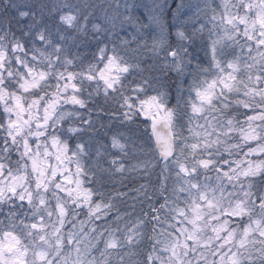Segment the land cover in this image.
Returning <instances> with one entry per match:
<instances>
[{
	"label": "snow or ice",
	"instance_id": "1",
	"mask_svg": "<svg viewBox=\"0 0 264 264\" xmlns=\"http://www.w3.org/2000/svg\"><path fill=\"white\" fill-rule=\"evenodd\" d=\"M185 7L0 0V264H264V157L239 160L264 153V0ZM234 46L246 57L223 59ZM169 74L192 76L187 101L178 84L169 106ZM93 112L121 125L110 146Z\"/></svg>",
	"mask_w": 264,
	"mask_h": 264
},
{
	"label": "rangeland",
	"instance_id": "2",
	"mask_svg": "<svg viewBox=\"0 0 264 264\" xmlns=\"http://www.w3.org/2000/svg\"><path fill=\"white\" fill-rule=\"evenodd\" d=\"M137 2L140 3V4H150V3H151V0H137ZM168 2L171 4L172 0H168ZM198 2H200V3L202 4V3H203V0H195V2H194L193 5L197 4ZM208 3H209V5L215 7L216 5H219V4H220V0H208ZM215 3H216V4H215ZM185 5H186V7L183 9V12H182V14H181V15H182V18L185 17V16H191L192 13L195 11L194 8L189 9V8L187 7V5H191V4L185 3ZM173 8H175V6H173ZM140 9H142L143 12H144V9H143V8H140ZM209 15H210V13H209ZM167 19L171 20V12H170V11H169L168 14H167ZM208 27L211 28V25H209ZM204 39H205V40L208 39V42H209V44L211 45V40H212V39H216V36L213 35V36L211 37V39H210V38H209V33H208V31L205 30V32L203 33V38H202V39H197V40L195 41V43H194V45H193V47H192V49H191V52L193 53V59H194V61H198V60H197V58H196V55H197V54L193 51V49H195L197 46H198V47H197L196 49H200V48L202 47V46H201V44H202V41H201V40H204ZM226 42H228V41H225L224 43H226ZM196 49H195V50H196ZM210 50H211V47H210ZM95 51H96V48H94L93 52H95ZM93 52H92V55H93ZM210 54H211V51L209 52V55H210ZM240 54H241V51H240V48L238 47V48H237V55H236V56H241V55H242V56H245V57H246L247 52L245 51L243 54H241V55H240ZM90 55H91V54H90ZM223 59H225V58H223ZM92 60H93V59H92ZM92 60H90V58H86V59H84V61H85V65H86L89 61H92ZM225 60H226V59H225ZM229 61H230V60H229ZM93 62H94V61H93ZM199 63L201 64L200 61H199ZM201 65H202L203 67H208V63H206V62H202ZM100 67L102 68L103 65H100ZM226 69H227V68H226ZM212 70H213V71H216L215 68H213ZM228 71H231V70L229 69ZM238 75H239V73H238ZM205 78H206L205 76H203V75L201 76V80H203V79H205ZM207 78L210 79L211 77H207ZM192 81H193V78H192L191 75L185 76V77L182 79V81H176V80H175L173 91H170L169 88L165 85L166 90L169 92V106H174V105L176 104V102H177V85H178V84H182V88H183V90H184V96H185V97H188L187 89H188L189 86L192 84ZM192 94H194V97H193V98H195V92H194V91L192 92ZM85 95H87V93H85ZM192 96H193V95H192ZM197 103H199V101H197ZM65 107H66V108H72L73 106H72V105H65ZM90 107H96V106H95V105H90ZM108 108H109V107H108ZM82 111H83V110H82ZM187 111H189V113H191V108L189 107V108L187 109ZM260 111H261V109H259V108H257V109L255 110L256 113H259ZM237 113H239V114H240V117H242V118H238V119L241 121V123H244V121H245V119H246V117H245V115H244L245 113H247V114H249V115L255 114V113H253L252 111H250V110H248V109H244V108H242V107L239 108L238 112H236L235 115H236ZM2 116H3V113H0V118H2ZM92 118H93L94 120H96L97 127H98V129H99L98 134H93V135H94V138H95L96 140H99L100 143L108 144V145L110 146V143H111V141H110V137H111V135H113V134L117 131V129L121 127V125H119L118 122H114V123H115L114 125H110V126H108V123H113V121H117V120H116V119H113V121H111L110 118H109V116H107V115H101V116L97 117L95 112L92 113ZM138 123L140 124L141 131L144 130V126H145V125L148 126V130H149L150 125H151V121H150V120H149V121H145L144 118H143V116H141V117L138 118ZM181 123L185 124V129H184V131H185V135H190V134L188 133V131H187V118L185 117V118L181 121ZM200 123H203V121H200ZM253 123H255V124H259V123H261V122H260L259 120H257V121H255V122H253ZM65 124H67V121H65ZM101 124H103L104 126L101 127ZM192 127H193V128L196 127L195 123H193ZM232 135H233V136L235 135L234 137L237 136V137L239 138L240 133H239V132H234V133H232ZM148 136H151L150 131H148ZM87 138H88V137H86V139H87ZM140 142H141V143H144V144L146 145V147L150 145V150H151V149H154V148H153V145H152V141H151V139L149 140L148 137H144ZM68 143H69V147L72 148V147H74V145H75V143H76V140H75L74 138H73V139H70V140L68 141ZM257 143H258L257 141H251V142L245 147L244 151L247 150V147L255 146ZM53 151H56V149H53ZM113 151H114V150H113ZM262 157H264V153H259V154H257V155H252V156L247 157V158H246L243 154H241V155L239 156V160H240V161H244L245 159H248V160H251V161H259ZM233 159H236V157H233ZM45 163H46V162H45ZM73 171H74V167H73ZM213 175H214V174H213ZM58 178H59V177H58ZM201 179H203V178L201 177ZM68 187H72V185L69 184ZM61 194L64 195L63 193H61ZM97 198H98V197H96V196L93 197L94 200L97 199ZM124 206L126 207V205H124ZM25 258H26V257H24V259H25Z\"/></svg>",
	"mask_w": 264,
	"mask_h": 264
},
{
	"label": "trees",
	"instance_id": "3",
	"mask_svg": "<svg viewBox=\"0 0 264 264\" xmlns=\"http://www.w3.org/2000/svg\"><path fill=\"white\" fill-rule=\"evenodd\" d=\"M180 2V0H172V2H171V4H172V6H175V4L176 3H179ZM194 2H195V0H184V3H188V4H191V5H193L194 4ZM216 4V3H215ZM138 11V13H140V14H143V10L142 9H138L137 10ZM202 41V44H201V48L200 49H193V51L197 54L196 55V58H197V60L198 61H200L201 62V64H202V62H206V63H208V65H209V63H210V60H211V54L209 55V52H210V47H211V45L209 44V42H208V39H204V40H201ZM226 43H229V42H226ZM94 48H95V44L93 43L87 50H85V49H81V53H82V56H83V58L84 59H86V58H90V60H92L93 59V55H92V52H93V50H94ZM237 48H238V46H234V47H232V48H226L225 49V55H224V57L223 58H225L226 60H232V58H233V56H236L237 55ZM94 53V52H93ZM91 54V55H90ZM241 55V54H240ZM93 61V60H92ZM78 70V69H77ZM229 69H226V71H228ZM175 77H174V75H172V74H169V78H166L165 80H164V83H165V85L169 88V90L170 91H173V88H174V83H175ZM191 95H193L192 96V98L194 97V94H191ZM184 98H185V101H187L188 100V97H185L184 96ZM98 100H99V103L104 107V108H108L109 107V105L108 104H104L103 103V101H102V99H100V98H97ZM194 99V98H193ZM96 106V105H95ZM189 112V111H188ZM236 118H242V117H240V114L239 113H237L236 114ZM111 121H113V119H111ZM114 122H117V121H113V123H108V126H110V125H114L115 123ZM149 131V130H148ZM235 136V135H234ZM235 138H238L237 136L235 137ZM14 159H15V156H14ZM62 195V194H61ZM98 199V198H97ZM53 203H54V201H53ZM121 208H122V210H123V208H125V206L124 205H122L121 206ZM81 218H83V217H81ZM49 231H50V229H48ZM29 240L31 239V238H28ZM22 242H24V241H22ZM37 243H42V242H40V241H37ZM31 255H32V253H31V251H29V253H28V255L26 256V258H25V260L27 261L28 259H30L31 258ZM37 264H40V262L39 261H37Z\"/></svg>",
	"mask_w": 264,
	"mask_h": 264
},
{
	"label": "water",
	"instance_id": "4",
	"mask_svg": "<svg viewBox=\"0 0 264 264\" xmlns=\"http://www.w3.org/2000/svg\"><path fill=\"white\" fill-rule=\"evenodd\" d=\"M157 127H158V129L160 131L161 141H163V139L166 137L167 129L163 127L162 120L158 121ZM149 131L151 133V125H150V128H149ZM151 136H152V133H151ZM151 141H152L153 148L156 149L157 151H159L161 145H158L156 143V139H155L154 136H152Z\"/></svg>",
	"mask_w": 264,
	"mask_h": 264
}]
</instances>
